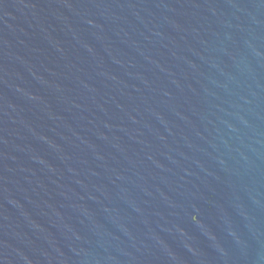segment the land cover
<instances>
[{"label":"water","instance_id":"95a60500","mask_svg":"<svg viewBox=\"0 0 264 264\" xmlns=\"http://www.w3.org/2000/svg\"><path fill=\"white\" fill-rule=\"evenodd\" d=\"M0 264H264V0H0Z\"/></svg>","mask_w":264,"mask_h":264}]
</instances>
